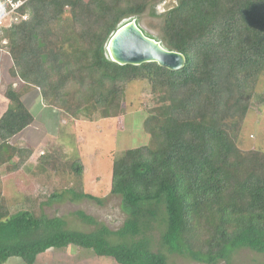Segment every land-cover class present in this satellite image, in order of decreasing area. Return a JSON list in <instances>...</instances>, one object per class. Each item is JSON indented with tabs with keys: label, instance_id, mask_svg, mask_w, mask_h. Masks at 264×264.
I'll return each mask as SVG.
<instances>
[{
	"label": "trees",
	"instance_id": "16d2710c",
	"mask_svg": "<svg viewBox=\"0 0 264 264\" xmlns=\"http://www.w3.org/2000/svg\"><path fill=\"white\" fill-rule=\"evenodd\" d=\"M160 1L27 0L18 10L27 19L2 29L0 67L9 58L11 81L0 115V166L15 160L17 170L32 154L11 142L34 121L23 101L31 91L44 111L65 122L119 120L124 87L135 80L148 84L154 104L142 122L148 142L112 159L109 192L120 196L122 224L109 229L77 210V218L94 226L81 231L60 216L34 215L33 206L11 212L0 179V264L11 257L34 264L47 250L68 246L118 264H168V255L216 264L242 248L264 253V151L241 147V127L264 74V0H175L157 14ZM147 8L161 16L159 36L142 31L182 53L180 69L108 58L111 34L132 18L137 23ZM37 160L72 177L43 203L65 194L73 202L101 203L83 189L79 159L48 152Z\"/></svg>",
	"mask_w": 264,
	"mask_h": 264
},
{
	"label": "rangeland",
	"instance_id": "374dc122",
	"mask_svg": "<svg viewBox=\"0 0 264 264\" xmlns=\"http://www.w3.org/2000/svg\"><path fill=\"white\" fill-rule=\"evenodd\" d=\"M161 1L155 5L157 14H162L175 4V0ZM161 20L160 15H151L147 8L139 17L137 24L145 33L157 37ZM9 65V58H6L2 63V69L0 67V115L7 102L4 98L5 83L11 81L7 73ZM12 86L16 87L17 83L14 82ZM124 92L125 111L119 120L99 118L96 121H86L79 118L69 119L67 122L58 120L59 118L57 119L51 111H44L42 106L40 107L36 91L25 94L23 101L34 114V121L14 136L11 142L31 147L32 154L17 170L13 168L15 160L0 166V179L3 181L1 195L11 212L24 206H33L34 215L40 211L48 217L60 216L66 221V227L81 231H89L94 226L77 218L74 214L77 210L84 211L97 223L104 224L109 229H117L122 224L125 213L120 206V196L109 192L112 159L125 148L137 147L148 142L149 137L142 122L154 104L145 81L135 80L128 83L124 87ZM250 102L241 127L243 137L241 147L259 148L264 151V74L257 80ZM38 107L40 111L37 110ZM48 152L61 159H79L83 165V189L99 197L101 203L85 198L73 202L69 200L68 194L61 200L43 203L51 193L63 190L67 183H72V177L66 172L53 173L38 163V155ZM158 238V230H153L154 245L157 244ZM167 260L168 264H205L180 255H168ZM4 264L24 263L18 257H11ZM34 264L118 263L108 257L96 256L91 250L68 246L47 250L37 257ZM216 264H264V253L242 248L236 250L228 261L220 260Z\"/></svg>",
	"mask_w": 264,
	"mask_h": 264
},
{
	"label": "water",
	"instance_id": "95a60500",
	"mask_svg": "<svg viewBox=\"0 0 264 264\" xmlns=\"http://www.w3.org/2000/svg\"><path fill=\"white\" fill-rule=\"evenodd\" d=\"M105 50L111 61L121 65L156 62L162 67L177 70L185 63L182 53L170 50L159 40L147 36L134 18L115 29L105 44Z\"/></svg>",
	"mask_w": 264,
	"mask_h": 264
},
{
	"label": "built area",
	"instance_id": "2783aa9c",
	"mask_svg": "<svg viewBox=\"0 0 264 264\" xmlns=\"http://www.w3.org/2000/svg\"><path fill=\"white\" fill-rule=\"evenodd\" d=\"M27 0H0V36L2 34V29L9 26L14 21H17L18 18L23 20L27 19L28 14L24 12L20 14L18 12L19 8L26 2ZM6 41L3 39L0 40V44H5ZM3 51V47L0 46V52Z\"/></svg>",
	"mask_w": 264,
	"mask_h": 264
},
{
	"label": "bare ground",
	"instance_id": "6f19581e",
	"mask_svg": "<svg viewBox=\"0 0 264 264\" xmlns=\"http://www.w3.org/2000/svg\"><path fill=\"white\" fill-rule=\"evenodd\" d=\"M162 2V1H161ZM160 3V2H159ZM162 4V3H161ZM160 9V8H159ZM163 9V8H162Z\"/></svg>",
	"mask_w": 264,
	"mask_h": 264
}]
</instances>
